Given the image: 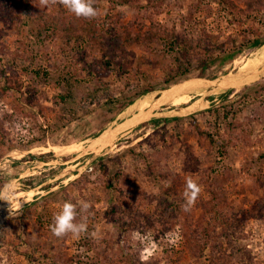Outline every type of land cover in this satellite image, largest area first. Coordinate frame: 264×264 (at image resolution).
I'll return each instance as SVG.
<instances>
[{
    "label": "rangeland",
    "instance_id": "374dc122",
    "mask_svg": "<svg viewBox=\"0 0 264 264\" xmlns=\"http://www.w3.org/2000/svg\"><path fill=\"white\" fill-rule=\"evenodd\" d=\"M94 7L86 19L59 0H0V189L13 192L0 201V264H264V71L242 88L181 94L99 153L79 149L164 88L256 69L264 0ZM88 24L161 37L117 51L123 59L110 66L84 41ZM189 177L202 191L187 217L170 218L162 200L183 209ZM65 201L77 223L80 203L90 204L78 238L50 230ZM194 231L198 244L186 240Z\"/></svg>",
    "mask_w": 264,
    "mask_h": 264
},
{
    "label": "trees",
    "instance_id": "16d2710c",
    "mask_svg": "<svg viewBox=\"0 0 264 264\" xmlns=\"http://www.w3.org/2000/svg\"><path fill=\"white\" fill-rule=\"evenodd\" d=\"M117 4L119 5H132L134 3H137L139 0H114ZM149 3H156L159 0H145ZM228 5H230L228 3ZM25 11L27 14L30 15V10L28 5H25ZM30 19L33 22H45V18L42 17L41 15H34L31 14L30 15ZM58 28V27H57ZM56 28V26H54L51 30L53 33H57V31H59ZM61 31H63V33H67V36L65 38L66 43H69L70 39L72 38V35L74 34L76 28L75 25L73 24V26L70 25H65L61 27ZM77 31V30H76ZM81 32L86 34L87 38H84V41L86 42V44L88 43L87 46L92 47L98 54H100L105 60H106V64L110 66L111 65H116L118 63V61H120L121 59H123V56H121L120 54H118L117 56V51H120L123 53H126V48L130 45H134L136 43H140V44H148L151 41H153L154 38H158L161 37V33H151L150 31H137V32H130L128 30H124L121 32H115V30H113L112 28L109 29V31H107L106 33H103L101 31H97L93 26L91 25H87L85 27L82 26L81 28ZM77 39H82L81 36L78 37ZM83 41V40H82ZM106 41L108 43H106ZM262 41L257 40L255 42L254 47H259L261 46ZM121 56V57H120ZM119 59V60H118ZM171 77V76H169ZM171 79L168 78V80L166 81V83H168ZM149 89H151V87L149 85H145L142 86L140 93H145L148 92ZM15 90H19V88L15 89ZM6 89L3 90L2 92L6 93ZM167 195H169V193H171L172 190H166ZM164 206L163 208V212L165 213H170L171 216L170 218H178L181 216H185V211H183V209H181V207L176 203V202H172L171 204H167L166 200H162V203ZM168 217V216H166ZM164 217V218H166ZM187 217V216H185ZM176 221L174 220L171 224V227L173 228L176 225ZM191 233V231H190ZM192 234V233H191ZM197 234V235H196ZM198 232L194 231L193 235H192V239L189 237L186 240L190 241L192 244H198L200 242L199 238L200 236H198ZM121 259L124 260L125 257L123 255H120ZM127 262H129L127 260ZM130 264V262H129Z\"/></svg>",
    "mask_w": 264,
    "mask_h": 264
},
{
    "label": "water",
    "instance_id": "95a60500",
    "mask_svg": "<svg viewBox=\"0 0 264 264\" xmlns=\"http://www.w3.org/2000/svg\"><path fill=\"white\" fill-rule=\"evenodd\" d=\"M264 71V60L256 69L244 73H235L232 76L225 78L206 79L202 77L186 79L180 83L171 85L168 88L162 89L158 96L151 102V106L145 111L132 113L125 118L114 129H106L92 140V143L87 148H79L86 153H99L104 148L109 146L118 135H122L131 131L134 127L141 125L151 119L155 111L161 109L164 105L172 102L177 96L191 92H199L206 89H218L228 91L235 88H242L252 82H255ZM141 103V101H139ZM78 150V149H77ZM75 150H68L74 152Z\"/></svg>",
    "mask_w": 264,
    "mask_h": 264
},
{
    "label": "clouds",
    "instance_id": "9594fccd",
    "mask_svg": "<svg viewBox=\"0 0 264 264\" xmlns=\"http://www.w3.org/2000/svg\"><path fill=\"white\" fill-rule=\"evenodd\" d=\"M57 0H39V5L42 8L48 7L51 3H56ZM95 0H59V3L73 13L77 18L83 17L86 19L95 18L98 16V10L94 7ZM202 188L189 177L186 181V188L184 191L185 204L183 209L185 212L191 210L195 205ZM13 197L11 183L5 184L0 189V201H6L10 204ZM90 204L88 202H81L79 213L81 214V222L77 223V205L69 201H65L62 209L53 218V224L50 225V230L57 238H63L71 233L74 237H79L82 233L88 232V224L86 217L82 214L89 212ZM93 238H97V233H91Z\"/></svg>",
    "mask_w": 264,
    "mask_h": 264
},
{
    "label": "bare ground",
    "instance_id": "6f19581e",
    "mask_svg": "<svg viewBox=\"0 0 264 264\" xmlns=\"http://www.w3.org/2000/svg\"><path fill=\"white\" fill-rule=\"evenodd\" d=\"M187 100V99H186Z\"/></svg>",
    "mask_w": 264,
    "mask_h": 264
}]
</instances>
